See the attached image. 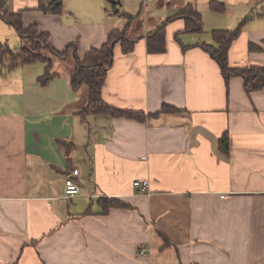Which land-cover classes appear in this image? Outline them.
<instances>
[{"label":"crops","instance_id":"1","mask_svg":"<svg viewBox=\"0 0 264 264\" xmlns=\"http://www.w3.org/2000/svg\"><path fill=\"white\" fill-rule=\"evenodd\" d=\"M39 3L8 0L7 9L66 55L33 85V110L30 101L0 113V264H264V88L226 79L203 47L213 31L241 26L231 66L264 67V0H63L61 14ZM189 4L202 31L176 17ZM171 18L166 49L150 52L148 35ZM115 30L134 48L115 44L102 100L144 120L88 111L87 87L71 86L77 61ZM32 79L8 93L25 101ZM74 168L81 194L65 198Z\"/></svg>","mask_w":264,"mask_h":264},{"label":"trees","instance_id":"2","mask_svg":"<svg viewBox=\"0 0 264 264\" xmlns=\"http://www.w3.org/2000/svg\"><path fill=\"white\" fill-rule=\"evenodd\" d=\"M8 0H0V17L16 31L22 41H30L31 48H21L19 51L11 49L7 44L0 41V45L7 47V52L10 61H6L5 52L0 53V63H5L8 68H15L19 65L33 64L36 61L47 64L45 74L40 80L43 84L50 81L55 74L52 73L53 63L50 59L46 60L38 51L39 44H45L46 47L54 49L49 44V35L40 33L36 25L25 27L20 13H10L7 9ZM212 9L216 11L222 10L217 4L212 3ZM40 10L49 14H61L63 9V0H40ZM184 18L187 24L188 31H202L203 24L201 14L196 8L189 4L183 7L176 16ZM173 18L164 22L154 32L148 35L147 46L150 52H161L166 49V26ZM241 26L235 30H215L213 31L214 45H203V47L212 55L219 64L222 73L226 79L231 76H241L245 82V89L248 93L261 90L264 88V67L262 66H246L232 67L229 61V50L234 40L241 33ZM121 41L124 52H131L134 48V40L126 37L125 31L115 30L109 34L107 43L101 48H92L85 56L83 61L78 60L76 68L71 73V86L74 91H78L83 86H86L90 98V106L88 111L96 114H107L110 116L125 117L137 120H144L145 115L142 113L124 111L105 104L102 100V88L105 83L107 68L113 61V49L115 44ZM55 54H59L54 51ZM60 55V54H59ZM176 109L164 107L162 112H175ZM222 147L226 152H229V137L225 135L222 139ZM113 203H108L107 209L112 207Z\"/></svg>","mask_w":264,"mask_h":264},{"label":"rangeland","instance_id":"3","mask_svg":"<svg viewBox=\"0 0 264 264\" xmlns=\"http://www.w3.org/2000/svg\"><path fill=\"white\" fill-rule=\"evenodd\" d=\"M0 41L3 44H7L11 49L15 50L17 48H31V43L30 41H28L27 39L22 41L21 38L18 36L17 31L11 27L10 25H8L6 22H4L1 18H0ZM7 49V47H5L4 45H0V53L5 52V50ZM38 51H40L39 54H42L43 57L48 60V59H52L51 61H55V59H57L58 57L63 58L66 55V51L64 53H60L57 52L59 54H54L55 50H51L50 47H46L45 44L40 43L39 44V48ZM6 56L4 57L6 59V61H10V57L9 55H7L8 53L5 52ZM1 56V54H0ZM58 56V57H56ZM6 62L0 63V67L1 69H3V73H4V77L0 78L3 79L1 81V85H7L10 86L9 90H4V87L0 88V113H4L8 112V110H14V112L16 110H18V107L20 106V102H30V110H33L35 108V96L34 94H37V92L35 91V88H33V85L36 87L39 86V84H43V82H41V80L38 79V77H41L44 74L45 68L47 67V64L44 63L43 61H36L34 62L33 66H31V68H29L28 66H18L19 68H13L12 69H6L7 67L5 66ZM70 67L69 62L67 61H63V64L60 65L59 70H54L55 72H58L59 74H65L68 70V68ZM34 78L32 79L30 82H28V86H31L33 89H30L28 87V89H26L25 91V101L24 99H22V97H20L19 93H17L16 95H11L8 92H17L20 88H19V81L21 79H30V78ZM14 83V84H13ZM17 86V87H16ZM14 96H16L17 98H13ZM27 98V99H26ZM87 99V92L85 91H81V94L79 96V104H82L84 102V100L86 101ZM23 100V101H22ZM15 104V107H13V105ZM29 104V103H28ZM26 107V106H25ZM25 107L22 109V111L25 109ZM21 111V112H22Z\"/></svg>","mask_w":264,"mask_h":264},{"label":"built area","instance_id":"4","mask_svg":"<svg viewBox=\"0 0 264 264\" xmlns=\"http://www.w3.org/2000/svg\"><path fill=\"white\" fill-rule=\"evenodd\" d=\"M79 169L74 168L65 182V198H73L81 194V184L79 183ZM135 187H138L140 191L147 192L149 189L148 181H135ZM146 250L142 249L141 253H145Z\"/></svg>","mask_w":264,"mask_h":264}]
</instances>
